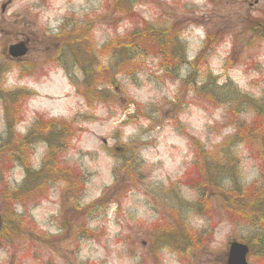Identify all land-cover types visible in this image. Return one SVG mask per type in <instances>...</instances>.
<instances>
[{"label": "rangeland", "instance_id": "obj_1", "mask_svg": "<svg viewBox=\"0 0 264 264\" xmlns=\"http://www.w3.org/2000/svg\"><path fill=\"white\" fill-rule=\"evenodd\" d=\"M114 1L0 0L3 90L26 96L9 112L0 100V264H226L232 240L257 234L224 212L221 190L201 189L207 211L198 205L200 190L186 185L196 177L198 144L200 161L205 155L214 165L212 158L238 136V123L252 120L215 106L203 86L215 78L254 99L264 96V41L251 35L252 10L241 11L239 0H126L119 7ZM166 36L182 44L178 56L158 49L165 50L158 43ZM21 42L28 55L10 59L7 48ZM111 43L135 48V56L128 53L135 64L118 68L123 56L110 52ZM71 46L86 66L100 60L115 85L105 83L107 73L98 83L105 92L86 99ZM6 113L17 119L12 136ZM38 120L71 128L51 126L54 139L65 141L62 151L38 140L33 150L25 146V155L4 154L38 134ZM232 148L242 183L264 185V141ZM43 167L45 178L28 180L42 184L39 190L18 200L8 195L27 180V170ZM215 173L207 176L213 180ZM15 216L14 235L2 237ZM175 221L179 246L183 228L205 241L180 250L159 243L153 251L150 242ZM248 262L264 264V256L254 249Z\"/></svg>", "mask_w": 264, "mask_h": 264}, {"label": "trees", "instance_id": "obj_2", "mask_svg": "<svg viewBox=\"0 0 264 264\" xmlns=\"http://www.w3.org/2000/svg\"><path fill=\"white\" fill-rule=\"evenodd\" d=\"M124 2H127L126 0H116L117 7L123 6L120 5L123 4ZM170 36L160 37V42L158 45L160 47H164L165 50H162L158 48L159 50L163 51L164 56H170L172 57L173 55L178 56L180 54V51L182 50V44L179 42V40L174 39V38H169ZM110 52L113 50H117L119 53V56H123V59L121 60L119 67L121 68L124 66L125 68L134 65L135 61H133V58H130L128 56V53L131 52V54H134L135 48L130 47L126 48L123 44L121 43H111L108 45ZM75 49L70 47V54L74 58L73 63L77 65L82 74H83V80H82V86L85 87V91H87L86 99L89 98V95H91L94 98V95H102L104 91L99 90V84L106 78V74L108 73L109 80L106 81L105 83L115 85L114 83V74H112L109 68L107 67H102L101 61L96 60L95 58H90V63L89 66H86L82 61L80 57L77 56V53L74 52ZM91 51L87 52L90 54ZM85 54L86 52L81 51V54ZM109 56L112 57L110 54ZM108 56V57H109ZM184 64V63H183ZM187 64V63H186ZM110 67V66H109ZM167 72V70H166ZM3 73L0 71V100L5 103L4 105V110L7 112L9 109L14 108L16 105H18L24 97L26 96H21V98H18L17 93H10V92H5L3 89L2 82L4 78L2 77ZM218 80L213 79L212 81H209L206 83L205 86H203L202 90H209L211 91V94L206 93L205 99L213 103L215 106H226L228 107V113L233 114L234 116H239L242 114H245L246 117L252 116V120L246 123H238L237 129L239 130L238 136H234L232 140L227 142L226 147H223L221 151L219 152V157H214L212 158L214 160V165L212 164L211 166L208 164V162L205 160V155L200 161L201 155H203V146L197 145V160L193 164L192 170L196 171V177L192 178L191 181H187L186 185H189L190 188L195 189L196 191L200 190V195L202 198L200 199L201 202L198 203H205L203 205H206V209L208 211L209 209V204L205 202V192L204 196L202 191L205 190H221L222 192V200H221V205L224 210V212L232 219L233 221L243 223L246 226H249L255 231H258L256 236L251 239L250 241H247V244L252 247V252H254V249L257 250V253L259 255L264 256V185H244L241 181V176H240V163L239 160H237L235 152L232 148L235 144L238 143H243L245 141H255V140H262L264 141V99L261 100H254L250 97H247L245 95L240 94L234 86L228 82L227 84L218 87ZM83 93V92H81ZM223 93L221 96L220 94ZM84 94V93H83ZM201 96L204 94L199 93ZM20 95V94H19ZM30 95V94H29ZM27 95V96H29ZM96 98L98 96H95ZM9 107V108H8ZM13 110V109H12ZM9 112V111H8ZM7 115V116H6ZM6 120H7V125H11L10 130L7 129V134L9 136L14 135V126L17 124V119L14 118L13 121L11 120L12 116H8V113H6ZM13 115V114H11ZM239 120V119H238ZM37 127L40 129V132L38 134H32L27 135L25 137H22V141L19 143L16 142V147L12 146L11 148L7 149L4 154H9L12 153L13 156H17L20 153L24 154L25 151V146L30 145V149H34L32 141H43V143H46L50 150H56L57 151H62L61 149L65 146V141H62V139H54V135L51 132V126L56 125L57 130L62 132V129L67 130L66 132L72 133L71 128L65 125L63 122H57V121H49L46 123L40 122L38 120L37 122ZM54 128V127H53ZM52 128V129H53ZM12 129V131H11ZM54 130V129H53ZM259 134L261 136H259ZM35 136V137H32ZM53 137V138H52ZM28 144V145H27ZM20 147V148H17ZM200 151V152H198ZM25 155V154H24ZM262 158L264 159V153L262 155ZM18 158V162L20 165H23V161L26 160L25 158L22 159L20 162ZM201 162V165H198L199 162ZM216 163V164H215ZM218 170H217V166ZM24 166V165H23ZM202 166V167H201ZM30 169V167H27ZM45 167L40 169L39 171H33V173L29 172L27 169V180L22 183L18 189L14 190L11 193H8L10 197H13L15 200L20 199L21 197L25 196L26 194H29L31 192H35L39 190L42 187V184L40 186L36 185L35 181H31V183L28 181L30 180L31 177H35V179L44 177L42 175V172H44ZM2 168L0 169V176L3 178V172L1 173ZM216 171L215 173V179L211 180L207 176V174L212 173V171ZM34 182V183H33ZM228 182L230 187L228 188H223L222 183ZM205 189V190H201ZM2 194V193H0ZM204 197V198H203ZM82 212V209L79 208ZM6 211L9 212V214H14L12 209L9 208ZM206 211V210H204ZM13 216V215H12ZM15 219L13 221L7 222L2 230V237H5L7 239L10 238L11 233L14 235V224L16 222L19 223L18 219L16 216L14 217ZM16 220V221H15ZM12 222V223H11ZM173 226H166L162 228V233L160 234L159 237L156 238L154 242H150L151 244V249L154 251L159 248L158 244L161 243H167L168 246L171 247H177L179 250L180 249H186L189 245H191V242L197 241L198 243L204 242V238L201 236L198 237H192L189 232L187 231L186 228H183V245H178L179 240L177 238L179 237L178 232V227H180L181 223L175 221L173 223ZM188 226V225H186ZM189 227V226H188ZM166 229V230H164ZM13 231V232H12ZM86 232L88 233V229H86ZM5 246V243L0 240V248H3Z\"/></svg>", "mask_w": 264, "mask_h": 264}, {"label": "water", "instance_id": "obj_3", "mask_svg": "<svg viewBox=\"0 0 264 264\" xmlns=\"http://www.w3.org/2000/svg\"><path fill=\"white\" fill-rule=\"evenodd\" d=\"M27 53L28 49L25 43L11 46L9 49V54L14 58L24 57ZM248 253L249 248L246 245L233 241L229 245L227 264H248Z\"/></svg>", "mask_w": 264, "mask_h": 264}, {"label": "flooded vegetation", "instance_id": "obj_4", "mask_svg": "<svg viewBox=\"0 0 264 264\" xmlns=\"http://www.w3.org/2000/svg\"><path fill=\"white\" fill-rule=\"evenodd\" d=\"M241 6V11L248 8V12L252 10L251 14L256 19H249L248 24L251 25V35L254 36L253 40L262 43L264 41V9L259 10L260 0H239L237 1ZM249 16V15H248ZM256 26V33H253L252 26Z\"/></svg>", "mask_w": 264, "mask_h": 264}]
</instances>
